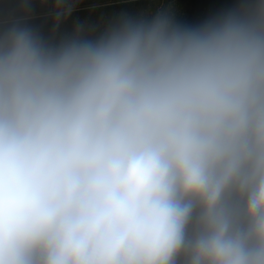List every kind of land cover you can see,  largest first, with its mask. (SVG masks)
Here are the masks:
<instances>
[{
	"label": "clouds",
	"instance_id": "9594fccd",
	"mask_svg": "<svg viewBox=\"0 0 264 264\" xmlns=\"http://www.w3.org/2000/svg\"><path fill=\"white\" fill-rule=\"evenodd\" d=\"M49 2L0 0V264H264V0L59 39Z\"/></svg>",
	"mask_w": 264,
	"mask_h": 264
},
{
	"label": "trees",
	"instance_id": "16d2710c",
	"mask_svg": "<svg viewBox=\"0 0 264 264\" xmlns=\"http://www.w3.org/2000/svg\"><path fill=\"white\" fill-rule=\"evenodd\" d=\"M232 0H66L70 9L59 22L52 17V3L37 5L35 23L46 35L59 39L64 35L79 33L95 36L111 24L119 14L144 10L153 12L159 8L172 10L189 22L202 19L206 14L230 6ZM11 7L12 5H7Z\"/></svg>",
	"mask_w": 264,
	"mask_h": 264
}]
</instances>
